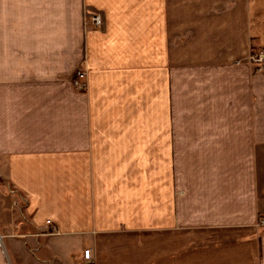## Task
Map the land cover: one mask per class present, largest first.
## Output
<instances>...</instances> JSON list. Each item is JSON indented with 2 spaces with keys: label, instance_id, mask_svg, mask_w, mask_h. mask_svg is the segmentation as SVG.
Returning a JSON list of instances; mask_svg holds the SVG:
<instances>
[{
  "label": "crops",
  "instance_id": "crops-1",
  "mask_svg": "<svg viewBox=\"0 0 264 264\" xmlns=\"http://www.w3.org/2000/svg\"><path fill=\"white\" fill-rule=\"evenodd\" d=\"M263 51L264 0H0V264H264Z\"/></svg>",
  "mask_w": 264,
  "mask_h": 264
},
{
  "label": "built area",
  "instance_id": "built-area-1",
  "mask_svg": "<svg viewBox=\"0 0 264 264\" xmlns=\"http://www.w3.org/2000/svg\"><path fill=\"white\" fill-rule=\"evenodd\" d=\"M91 23L95 26L101 25V18L99 15H94L91 17ZM248 61L251 63H255L257 65H260L264 62V52H258L257 54H251L248 57ZM79 77H83V74H79ZM74 85L77 87H85V85L82 82H78V79L73 81ZM46 223H49V220L47 219ZM257 226L264 227V215H261L258 217V220L256 222ZM82 259H84L83 264H94V260L91 257V250L89 248H86L82 253Z\"/></svg>",
  "mask_w": 264,
  "mask_h": 264
},
{
  "label": "rangeland",
  "instance_id": "rangeland-1",
  "mask_svg": "<svg viewBox=\"0 0 264 264\" xmlns=\"http://www.w3.org/2000/svg\"><path fill=\"white\" fill-rule=\"evenodd\" d=\"M264 52V51H263ZM258 52L256 53H251V54H257ZM79 74H83V73H79ZM78 74V75H79ZM77 79V78H76ZM75 79V80H76ZM136 181H140L141 184H142V188L144 190V193H143V197H144V202L148 201L147 204H149V199H150V194L148 193V186H149V182H148V177L146 176L145 178H140L139 180H136ZM22 203V202H21ZM21 220L23 219L21 216L19 217ZM17 261V260H15Z\"/></svg>",
  "mask_w": 264,
  "mask_h": 264
}]
</instances>
